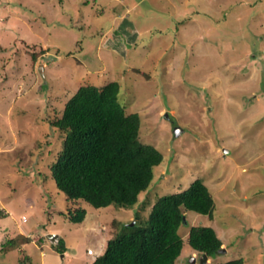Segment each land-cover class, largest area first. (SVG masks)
Listing matches in <instances>:
<instances>
[{
  "label": "rangeland",
  "instance_id": "obj_1",
  "mask_svg": "<svg viewBox=\"0 0 264 264\" xmlns=\"http://www.w3.org/2000/svg\"><path fill=\"white\" fill-rule=\"evenodd\" d=\"M110 82L164 155L131 210L67 201L49 178L65 139L49 116L81 86ZM196 181L214 218L186 213L178 264H200L194 226L226 250L207 264H264V0H0V264H91L114 221L146 222ZM71 207L84 223L65 217Z\"/></svg>",
  "mask_w": 264,
  "mask_h": 264
},
{
  "label": "trees",
  "instance_id": "obj_2",
  "mask_svg": "<svg viewBox=\"0 0 264 264\" xmlns=\"http://www.w3.org/2000/svg\"><path fill=\"white\" fill-rule=\"evenodd\" d=\"M32 54L35 60L37 53ZM120 93L118 82L103 87L84 85L65 104L60 117L52 120L49 116L53 129L65 135L49 178L67 201H84L96 209L114 205L131 210L149 190L155 168L164 161L159 149L141 141L140 114L126 110ZM214 211L208 186L196 181L186 191L161 197L146 222L121 227L114 221L118 228L91 264H178L185 244L180 230L187 224L186 213L213 220ZM86 216L87 210L79 207L65 212L75 224L84 223ZM188 242L192 251L209 258L218 255L223 245L217 232L205 226L192 227ZM224 264L245 262L237 259Z\"/></svg>",
  "mask_w": 264,
  "mask_h": 264
},
{
  "label": "water",
  "instance_id": "obj_3",
  "mask_svg": "<svg viewBox=\"0 0 264 264\" xmlns=\"http://www.w3.org/2000/svg\"><path fill=\"white\" fill-rule=\"evenodd\" d=\"M41 72L43 73V66H41ZM168 116L169 115H166V117H168ZM175 133H176V135L178 137L182 133V131L179 128H176ZM225 151L227 152V150H225ZM184 221H185V223H187V219L186 218H184ZM135 225H136V222H133L130 226L133 227ZM48 239L50 241H52L53 243H56L58 241V239H59V236H57V235H48ZM225 252H226V250L224 248H222L220 250V253H225ZM208 261H209V257L207 255H204L202 257L201 261H200V264H207ZM192 263H196V259L195 258L192 259Z\"/></svg>",
  "mask_w": 264,
  "mask_h": 264
},
{
  "label": "clouds",
  "instance_id": "obj_4",
  "mask_svg": "<svg viewBox=\"0 0 264 264\" xmlns=\"http://www.w3.org/2000/svg\"><path fill=\"white\" fill-rule=\"evenodd\" d=\"M186 218V217H185ZM187 219V218H186ZM133 222H136V221H133ZM132 224V223H131ZM50 235H52V234H50ZM59 240V239H58ZM57 243V242H56ZM222 249V248H221ZM220 253V252H219ZM222 254V253H221ZM204 256V255H203ZM202 256V257H203ZM193 258H195V257H193ZM196 259V258H195ZM202 259V258H201ZM211 258H209V260H210ZM201 261V260H200ZM196 262H197V259H196Z\"/></svg>",
  "mask_w": 264,
  "mask_h": 264
},
{
  "label": "crops",
  "instance_id": "obj_5",
  "mask_svg": "<svg viewBox=\"0 0 264 264\" xmlns=\"http://www.w3.org/2000/svg\"><path fill=\"white\" fill-rule=\"evenodd\" d=\"M104 250V249H103ZM103 250L101 251V252H103ZM101 252H100V254H101Z\"/></svg>",
  "mask_w": 264,
  "mask_h": 264
}]
</instances>
